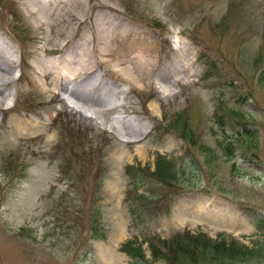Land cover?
I'll use <instances>...</instances> for the list:
<instances>
[{
	"label": "rangeland",
	"instance_id": "rangeland-1",
	"mask_svg": "<svg viewBox=\"0 0 264 264\" xmlns=\"http://www.w3.org/2000/svg\"><path fill=\"white\" fill-rule=\"evenodd\" d=\"M98 1L101 15L126 24L128 38L147 34L166 43L154 54L156 82H165L129 87L101 65L84 106L89 120L51 91V76L30 80L51 57L44 53L49 29L37 21L43 14L31 0H0V47L16 79L0 110V264H130L120 251L126 240L136 238L150 259L148 242L162 249L183 232L233 239L252 254L240 264H264V0ZM70 24L79 43L93 19ZM70 88L77 97L87 90L72 81ZM179 114L189 118L184 126L174 122ZM26 118L33 129L16 127ZM190 126L194 147L180 135ZM158 157L177 165L171 177L146 181L156 193L152 208L169 213L138 209L143 218L133 219L124 169L153 171ZM149 188L138 193L150 196ZM96 213L100 240L92 238Z\"/></svg>",
	"mask_w": 264,
	"mask_h": 264
},
{
	"label": "bare ground",
	"instance_id": "bare-ground-1",
	"mask_svg": "<svg viewBox=\"0 0 264 264\" xmlns=\"http://www.w3.org/2000/svg\"><path fill=\"white\" fill-rule=\"evenodd\" d=\"M31 3L33 12L38 10L43 14L42 20H37L38 23L45 24L49 29V35L45 38L49 48L44 50V53L51 57L38 62L32 69L33 75L30 80L35 82L39 77L51 76L53 83L51 91L63 99L65 94L73 96L78 103H72L69 100L67 103L82 118L95 119L86 112L84 106H89L88 101L93 93L92 84L97 79L100 80L102 73L98 74L95 69L101 65L108 66L110 70L107 73L121 79L122 83L129 87L142 83L146 88H150L155 83L165 82L163 77L158 79L160 82H156L154 74L159 65L156 63L154 54L157 47L163 48L166 43L147 34L135 33L134 37L128 38L125 36L126 24L113 22L111 16L99 13L97 9H100L102 4L98 0H45V3L44 0L43 2L31 0ZM73 11H78L79 20L74 17ZM86 19L91 21L93 19L90 32L84 34L79 43H74L70 22L73 20L81 24ZM76 33L77 35L81 33L80 26ZM52 34H55V37ZM4 42L8 44L5 40ZM124 46L126 50L123 53L118 52V48ZM2 49L0 47V110L8 108L12 95L11 89L16 81L13 61ZM94 61H96L95 64ZM82 75H85L83 79H81ZM90 75L91 79L88 78ZM73 76L74 79H72ZM70 80L72 83L80 82L87 86L86 92H81V97L73 94ZM95 83H98L96 87L99 86V81ZM160 88V93L164 94L165 90L162 86ZM97 102L99 99L94 105ZM96 113H100L99 109ZM15 123L16 127L22 126L25 129H33L35 125L27 118L16 120ZM217 223L220 222L217 220Z\"/></svg>",
	"mask_w": 264,
	"mask_h": 264
},
{
	"label": "trees",
	"instance_id": "trees-1",
	"mask_svg": "<svg viewBox=\"0 0 264 264\" xmlns=\"http://www.w3.org/2000/svg\"><path fill=\"white\" fill-rule=\"evenodd\" d=\"M205 65V64H204ZM207 66V65H206ZM236 116L235 114H233ZM187 115L179 114L174 122L181 124L184 126V122L187 124ZM218 120L222 121V117L218 116ZM173 128H176L172 126ZM179 132V128H176ZM182 130V129H181ZM192 128L187 127L184 130V134L182 137L189 143V145L194 147L195 141L192 139ZM213 131V130H212ZM240 137L238 136L237 140ZM229 139V137L227 138ZM235 141L231 143H226L224 145V149L226 151H232L235 146ZM201 149L207 150L209 153L211 152L207 147H200ZM189 159V156H185L184 158L179 159L177 163L180 164L181 169H183L185 163ZM176 162L169 161L163 157H158L156 159L154 170L151 171L150 168L147 167H134L127 166L124 169L125 176L127 179V188L125 204L128 207L133 219H142L140 213H136V210L140 209L144 212H148V215L151 217H157V215H153L152 212L163 213L164 215L168 214V210L164 208V206H159L156 208H152L151 204L153 199H155L156 193L151 191L150 182H146L149 176L152 177H160L161 179L171 177V173L173 169L176 168ZM163 179V180H164ZM144 185L149 188L151 195L144 196V194H139L138 191L143 189ZM132 192L133 197H127V194ZM146 197V198H145ZM136 200V202H135ZM163 202V200H161ZM157 203V202H156ZM137 204V205H135ZM94 221L92 222V238L95 239H103L105 234H102L99 231H102L101 224H99L100 217L98 213H96V218L94 216ZM147 242V241H146ZM163 244V248H159L155 250L152 246L151 242H148V247L151 250V259L148 260L142 250L140 244L137 243L136 238L129 239L124 242L120 246V251L127 255L131 264H240L242 262H251L253 259L250 257L251 252H248V248H242V246L238 245L237 242L233 239L227 241L213 240L205 235H192L190 232L177 233L173 235L170 240L161 242ZM239 250L242 254L239 256ZM188 251L196 254L195 260H191V262H186L184 258L179 259V256L186 254ZM228 253H234L229 255ZM174 255L176 258L174 262L170 261L171 255ZM229 255V256H228ZM236 256V259L234 258Z\"/></svg>",
	"mask_w": 264,
	"mask_h": 264
}]
</instances>
